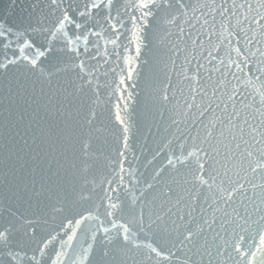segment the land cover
Returning <instances> with one entry per match:
<instances>
[{
	"label": "snow or ice",
	"instance_id": "1",
	"mask_svg": "<svg viewBox=\"0 0 264 264\" xmlns=\"http://www.w3.org/2000/svg\"><path fill=\"white\" fill-rule=\"evenodd\" d=\"M0 264H264V0L0 2Z\"/></svg>",
	"mask_w": 264,
	"mask_h": 264
},
{
	"label": "water",
	"instance_id": "2",
	"mask_svg": "<svg viewBox=\"0 0 264 264\" xmlns=\"http://www.w3.org/2000/svg\"><path fill=\"white\" fill-rule=\"evenodd\" d=\"M0 2H6V0H0Z\"/></svg>",
	"mask_w": 264,
	"mask_h": 264
}]
</instances>
